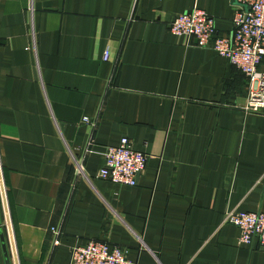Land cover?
Masks as SVG:
<instances>
[{"label":"crops","instance_id":"0c3cea01","mask_svg":"<svg viewBox=\"0 0 264 264\" xmlns=\"http://www.w3.org/2000/svg\"><path fill=\"white\" fill-rule=\"evenodd\" d=\"M236 5L0 0V264H15L10 227L20 264H69L89 240L138 264H264L222 223L264 212V108L244 109L248 78L227 58L169 29L196 6L230 36ZM124 136L148 155L134 186L98 176Z\"/></svg>","mask_w":264,"mask_h":264},{"label":"built area","instance_id":"2783aa9c","mask_svg":"<svg viewBox=\"0 0 264 264\" xmlns=\"http://www.w3.org/2000/svg\"><path fill=\"white\" fill-rule=\"evenodd\" d=\"M138 0H132V7ZM233 30L230 36L216 35L214 19L204 10L194 6L171 20L170 31L176 36L195 38L200 46H210L220 56L229 60L248 78V93L244 109L260 112L264 108V71L260 66L264 57V0H237L233 16ZM36 39L30 49L36 47ZM105 61L111 60V51L106 49ZM117 59L114 60L116 64ZM84 120L93 128L95 123L89 117ZM95 144L92 130L88 136L85 152ZM104 165L98 176L110 179L118 184L134 186L144 171L148 155L134 149L129 137L121 138L117 145H107L103 151ZM83 158H74L73 166L80 175H85ZM222 223H229L239 230L237 244L255 245L264 248V212L240 211L235 208L224 212ZM50 231L54 235V244L59 243L62 229L54 225ZM69 264H138L130 259L127 250L112 245L108 241L89 240L76 242L71 248Z\"/></svg>","mask_w":264,"mask_h":264},{"label":"water","instance_id":"95a60500","mask_svg":"<svg viewBox=\"0 0 264 264\" xmlns=\"http://www.w3.org/2000/svg\"><path fill=\"white\" fill-rule=\"evenodd\" d=\"M1 187L3 190L4 188H3L2 180H1ZM10 234H11V239H12V250H13V256H14V262L15 264H20L18 254H17V248H16L15 241H14L13 230L11 227H10ZM7 264H11L9 259L7 260Z\"/></svg>","mask_w":264,"mask_h":264}]
</instances>
